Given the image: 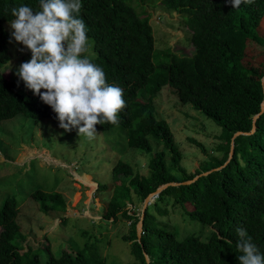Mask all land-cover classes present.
Instances as JSON below:
<instances>
[{"label":"trees","instance_id":"1","mask_svg":"<svg viewBox=\"0 0 264 264\" xmlns=\"http://www.w3.org/2000/svg\"><path fill=\"white\" fill-rule=\"evenodd\" d=\"M80 16L87 25L90 48L86 55L103 68L107 83L124 90L126 108L119 113V124H97L96 130L118 126L125 144L148 155L144 175L118 158L110 165L111 191L101 217L114 222L117 215L128 220L121 239L128 242L133 260L129 264H239V236L244 228L260 253L264 254V0L234 9L226 0H81ZM30 6L39 10V0H0V120L22 115L33 124L57 114L39 96L27 93L18 75L6 79L1 67L9 59L10 33L4 22L15 19L13 7ZM161 7L179 14L189 32L193 47L190 56H177L170 49L154 52L153 37L144 6ZM170 87L181 104L188 103L220 127L216 147L221 151L208 166L184 173L178 165L180 154L167 123L157 118L152 98L163 87ZM41 91H45L41 89ZM259 113L254 120L252 117ZM238 134L236 131L249 132ZM190 141L195 142L193 139ZM232 153L228 158L229 143ZM181 176L167 172L163 160ZM228 158V159H227ZM220 166L218 169L211 170ZM187 184L163 187L142 211L141 231L135 235L138 215L126 204L132 196L138 201L167 182L192 179ZM122 176V177H120ZM103 183L96 191H106ZM41 209L63 206L59 193L32 192ZM178 205L190 222L200 229L176 238L172 228L156 222L150 210L164 213L159 203ZM43 202H48L44 204ZM15 202L6 198L0 205V264H103L92 250L69 251L40 260L30 250L19 252L16 242ZM207 233L201 236V228ZM230 241V243H229Z\"/></svg>","mask_w":264,"mask_h":264},{"label":"rangeland","instance_id":"2","mask_svg":"<svg viewBox=\"0 0 264 264\" xmlns=\"http://www.w3.org/2000/svg\"><path fill=\"white\" fill-rule=\"evenodd\" d=\"M144 10L148 14L154 52L168 48L177 56H190L193 47L179 14L147 5ZM11 21L3 24L10 35L14 31ZM8 53L9 59L1 67L6 79L17 75L19 66L32 58L31 51L12 37ZM24 89L33 93L26 86ZM152 106L155 116L162 118L170 129L180 154L178 165L185 174L208 166L213 158L220 156L221 151L216 147L221 141L220 127L188 103L181 104L170 87L163 86L155 94ZM96 132L91 140L79 137L78 128L71 131L60 128L57 117L35 124L22 115L0 120V205L6 198L15 202L19 252L30 250L42 261L48 253L56 255L61 248L85 249L98 254L103 264L137 263L129 253L128 242L121 239L127 233L128 220L119 215L114 222L101 217L111 191L109 164L118 158L145 175L148 155L161 146L150 140L152 149L146 155L125 144V135L118 126ZM163 160L168 173L181 176L170 167L166 151ZM97 183L106 184V191H96ZM53 191L62 196V207L41 209L40 202L30 196L32 192ZM152 201L153 198L149 203ZM159 205L165 212L151 209L153 218L172 228L176 238L200 229L170 198ZM126 208L139 219L143 203L132 196V203H127ZM200 233L204 236L207 228H201Z\"/></svg>","mask_w":264,"mask_h":264},{"label":"clouds","instance_id":"3","mask_svg":"<svg viewBox=\"0 0 264 264\" xmlns=\"http://www.w3.org/2000/svg\"><path fill=\"white\" fill-rule=\"evenodd\" d=\"M226 3L238 9L255 0ZM81 9V0H39L37 11L27 5L13 7L10 27L11 37L32 53L17 71L26 88L52 108L60 128H78L79 137L91 140L97 124H119V113L127 105L124 90L107 83L103 68L86 55L90 44ZM236 232L239 264H264V254L247 231L238 227Z\"/></svg>","mask_w":264,"mask_h":264},{"label":"water","instance_id":"4","mask_svg":"<svg viewBox=\"0 0 264 264\" xmlns=\"http://www.w3.org/2000/svg\"><path fill=\"white\" fill-rule=\"evenodd\" d=\"M263 79H264V76L261 77L260 81L263 82ZM263 108H264V104H263V102H261V103H260V112L262 111ZM258 114H259V113L255 114V115L252 117V120H254V118H255ZM253 129H254V127L251 126V129H250L249 132L236 131V132H234V133L232 134V136H231L230 139H232L234 136H236V135H238V134H248V133L252 132ZM231 153H232V142L230 141V143H229V150H228V158L231 156ZM228 158H227V159H228ZM218 168H220V166H218V167H216V168H213V169H211V170L218 169ZM209 171H210V170H208V171H206V172H202V173H200V174H198V175H195V176H194L192 179H190V180H185V181H180V182H167V183H165V184L160 185V186H159L158 188H156L153 192L148 193V194L146 195V197H145V198L143 199V201H142V203H143V208H142V210H141V213H140L139 219H138V221L136 222V225H135V234H136V237H139V235H140V230H141V220H142V211H143L144 207L149 203V201H150L152 198H154V197L156 196V194H157V193H158L163 187H165V186H167V185L187 184V183L191 182L192 180L196 179L197 176L202 175V174H205V173H207V172H209ZM142 254H143V257H144V260H145L146 264H148V258H147V255H146L145 253H143V252H142Z\"/></svg>","mask_w":264,"mask_h":264}]
</instances>
